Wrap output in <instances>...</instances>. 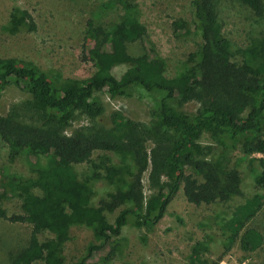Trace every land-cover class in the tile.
I'll list each match as a JSON object with an SVG mask.
<instances>
[{"label":"trees","instance_id":"obj_1","mask_svg":"<svg viewBox=\"0 0 264 264\" xmlns=\"http://www.w3.org/2000/svg\"><path fill=\"white\" fill-rule=\"evenodd\" d=\"M218 1L191 0L200 46L196 58L188 56L190 66L184 75L166 77L165 63L145 27L129 14L134 0H114L122 14L108 30L87 21L84 41L90 46L85 59L94 68L87 79L56 82L30 62L0 58V95L9 84L26 95L24 102L0 115V141L7 147L8 160L51 159L45 169L35 168L26 177L0 170V219L30 226L26 245L8 264H63L58 241L72 223L85 224L101 240L100 246L89 247L71 263L89 264L128 221L154 226L179 188L194 206L240 196L237 170L223 169L215 158H208L213 149L201 144L204 135L226 146L239 143L245 155L262 156L255 183L263 197L245 200L223 221L222 229L228 233L227 246L237 243L242 251L263 246L264 234L247 223L264 202V39L244 50L234 49L222 33ZM235 1L264 18L262 0ZM9 25L12 32L35 29L30 15L18 8L11 11ZM173 27L186 30L188 24L176 21ZM132 46H137V54L129 52ZM138 90L159 94L148 124L134 122L119 111L109 114L107 126L96 122L103 114L98 94L118 99ZM188 103L197 105L192 114L183 110ZM77 114L89 124L66 134ZM95 151L116 154L131 165L122 170L101 161L92 165L91 179L77 178L71 167L87 163ZM146 169L152 193L144 198L141 176ZM187 169L201 181L187 174ZM99 180L115 191L92 206L93 181ZM11 197L19 199L20 215L6 216L2 205ZM118 208L109 223L103 213ZM41 233L52 238L38 241Z\"/></svg>","mask_w":264,"mask_h":264},{"label":"rangeland","instance_id":"obj_2","mask_svg":"<svg viewBox=\"0 0 264 264\" xmlns=\"http://www.w3.org/2000/svg\"><path fill=\"white\" fill-rule=\"evenodd\" d=\"M263 10H264V0ZM134 11L130 16L146 29L147 38L153 44L158 56L165 63L166 77L184 75L190 64L188 56L196 53L200 46L199 33L193 22L191 0H134ZM15 8L26 11L34 24L33 32L24 29L11 31L9 15ZM121 10L114 0H0V58H17L32 63L56 82L66 79L84 80L94 72L93 66L85 59L84 41L87 21L94 26L108 30L119 19ZM217 18L222 33L234 49L244 50L255 40L264 39V18L255 17L247 8L235 0H219ZM185 21L188 29L174 30L173 23ZM137 54V46L129 48ZM120 72V70H119ZM158 93L135 91L128 97L110 99L106 93L98 94L103 114L96 119L100 125L109 124V114L119 111L134 122L148 124ZM26 99L25 93L9 84L0 95V115L7 113L13 105ZM197 105L185 104L184 112L192 114ZM89 124L84 116L77 114L66 128V134ZM202 145L211 146L213 152L208 158H215L223 169L234 168L239 174L240 196L226 202L194 206L188 203L179 188L165 208L159 221L152 227L125 223L117 237L109 240L94 254L89 264H263L264 244L254 251H242L237 243L227 246L228 233L222 229L223 221L245 200L263 197L255 183L259 171L258 154L245 155L240 144L224 145L208 135L200 139ZM150 149V143L145 145ZM106 161L124 170L131 162L108 152L95 151L87 163L73 165L72 171L79 179L92 178V165ZM51 163L49 157L20 156L8 160V150L0 141V170L6 174L22 177L32 171L45 169ZM148 170L141 176L144 198L152 192L147 183ZM198 181V174L186 170ZM92 206H98L107 194L114 193L115 187L105 182L93 181ZM6 216L20 215L19 199L11 197L2 205ZM104 212L109 223L116 214ZM264 234V202L260 211L247 223ZM30 226L26 223H10L0 219V264H8L10 258L27 243ZM52 238L41 233L38 241ZM101 240L83 223H72L66 229L58 249L63 264H71L82 257L91 246H100ZM194 249L197 253H194ZM34 264H43L36 262Z\"/></svg>","mask_w":264,"mask_h":264}]
</instances>
